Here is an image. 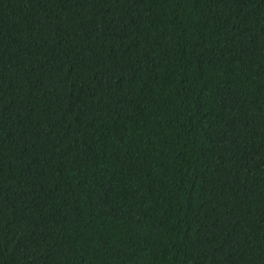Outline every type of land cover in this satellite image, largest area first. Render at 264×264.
Segmentation results:
<instances>
[{
	"label": "trees",
	"instance_id": "trees-1",
	"mask_svg": "<svg viewBox=\"0 0 264 264\" xmlns=\"http://www.w3.org/2000/svg\"><path fill=\"white\" fill-rule=\"evenodd\" d=\"M0 264H264V0H0Z\"/></svg>",
	"mask_w": 264,
	"mask_h": 264
}]
</instances>
